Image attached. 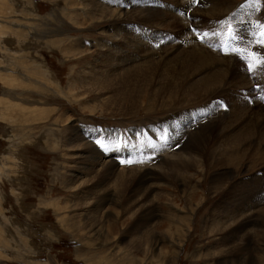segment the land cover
Instances as JSON below:
<instances>
[{"label": "rangeland", "instance_id": "rangeland-1", "mask_svg": "<svg viewBox=\"0 0 264 264\" xmlns=\"http://www.w3.org/2000/svg\"><path fill=\"white\" fill-rule=\"evenodd\" d=\"M86 1L74 0L68 6V0H0V264H243L247 255L240 259V255L231 250L234 244H230L229 249L216 243L223 237L216 229L224 228L228 221L235 224L238 218L242 217H230L227 208L225 218L222 214L224 208L220 214L213 211V207L218 206L220 200L219 205L223 207L237 204L235 198L225 197L223 200L215 193L214 182L224 177L222 187L225 188L230 183L243 179L244 174H248L246 171L241 172L242 168L230 171L224 163L217 161L219 155L229 156L230 153L237 154V151L250 155L259 152L263 158L259 159V166L263 167H258L257 164L258 169H254L249 165L254 169L250 170L253 173L256 170H264V139L255 142L251 147L249 143H239L238 147L232 140L226 142L230 135L240 133L243 126H247L249 122L264 123V71L249 72L248 62L238 59L247 75H242V79L240 74H236L228 81L229 94H234V97L244 94L243 99L250 111L248 118L243 116L242 120L237 121L230 117V103L226 96L222 97L225 93L223 84L217 95L220 102H213L217 101V111L222 107L223 113L226 112V127L212 125L204 131V127L215 122L205 119L201 121V135L189 137L186 133L184 138L179 137V142L175 139L177 136L167 130L183 118L182 131L186 127V120L189 122L188 126L192 122L194 106L191 101L194 99L187 93L188 82L193 74L189 62H195L194 64L200 67L201 74L196 81L206 74L202 66L204 64L197 54L192 53L188 58L185 56L193 51L186 46L190 39L189 33L196 38L198 48L209 51V54L213 53L220 60L230 55L241 58L240 52L229 51L230 33L227 28L222 27L230 23L234 33V24H253L251 21L257 10L259 18L256 17L255 20L263 19L264 0H250L253 4H249L250 6L247 0H238L236 3L228 1V6H225L222 0L220 4L224 6V10L213 17L208 12L202 13L204 10H211L214 0H209L210 5L204 8L197 0L96 1L103 3L112 14L119 11L128 14L129 19L134 17L137 11L153 15L149 21L135 26L134 22L124 26L125 20L122 25H117L113 19L105 20L104 17L97 20L93 16L91 21L88 11L86 12ZM124 2L129 4L126 9L122 6ZM187 5L189 13L184 8ZM231 7H234L233 11L229 12ZM194 12L201 16L194 20ZM183 19L191 25L189 29L187 26L183 27ZM179 20L182 22V29L176 24ZM223 20L229 23H224ZM197 22L200 25H196ZM209 24H218L216 26H221L222 29L213 30L208 39H200L197 33H204L203 27ZM123 26L133 27L134 31L129 36L133 37L134 43L130 45L138 43L141 49L133 51L135 53L125 52L120 62L117 58L119 54L109 53L112 54L116 69L105 68L106 64L100 62H107L106 59H109L106 50L113 47V42L109 41L112 35L118 34V28L129 32ZM249 34L247 38L252 39L253 35L250 37ZM56 41L61 42L62 46H56ZM121 41L127 47L123 39ZM102 44L108 46L101 47ZM254 44L249 41L248 47ZM66 47L79 53L67 56ZM257 49L264 51V44H258ZM156 59L164 63L163 67L176 68L178 79L169 87L162 86L164 90L162 89L161 95L157 97L152 96L159 86L161 88V84L165 85L166 82L162 80L167 81V77H156L148 89L140 88V98H137L139 100H136L133 111L118 110L119 98H114V91L111 94L107 90H101L99 86H93V82L86 84L84 81L93 77L91 71L107 69L118 70L119 74L123 72L121 76L124 78L132 73L128 67L133 65L137 67L134 68L135 73L144 74L149 72L146 66L149 67ZM184 60H187L186 65L183 64ZM217 65L223 64L219 61ZM254 73L257 78L253 77ZM38 76L42 77L46 81L44 83L52 90L37 91V87L42 88L36 83ZM135 77L141 78L142 75ZM119 84L116 87L121 88V83ZM50 98L55 100L51 101ZM212 100L199 104V112L206 109ZM32 108H37L40 113L32 112ZM212 113L200 114L199 119L207 118ZM34 116H39V121L34 123ZM68 127L79 130V134L90 132L89 134L96 136L94 141L101 147L98 151L99 155H104L101 156L104 163L116 161V168L109 173V180L101 190L99 187L89 192L91 185L96 181L97 172L101 174L106 171H96L94 168L98 165L90 164L89 159L87 163L82 161V146L74 148L64 142L61 130ZM194 129L191 127L190 131L193 132ZM80 141L82 142L81 139ZM209 148L214 150L213 160L207 158ZM194 159L198 162L196 167L192 166ZM203 160L208 163L207 169L203 167ZM245 160L248 162L250 159L245 157ZM244 164L245 162H241L240 165L233 166L243 167ZM86 167L89 171L82 169ZM227 171H230V175H222ZM122 172L127 177L126 187L114 184L116 175ZM143 174L147 175V179L146 183L141 184L140 178ZM138 179L136 187L135 181ZM114 187L111 201L104 205L102 214H97L98 218L102 219L105 213L112 222L108 224V228L104 227L107 231L103 230L101 233L102 239L93 241L88 237H96L95 225L86 218L83 220L84 225H78L77 222L82 220L86 210L92 208V203L99 200L96 198H101V192ZM245 195L242 196L243 199H247L248 195ZM145 196L149 197L146 204L142 201ZM261 205L259 201L254 205L255 208L253 207V211L256 209L259 213L255 220L258 218L260 223H254L248 228L251 233H254V230L264 233V215L260 213V210L264 211V201ZM63 218L79 226L77 233L87 231L85 236L79 238L77 233L68 231L61 222ZM137 227H140L141 233L133 232L136 234L127 235L128 230L135 231ZM145 234H149V241L146 239L147 242L142 248L136 245L127 246L128 241H134ZM169 240H175L173 243L178 244V247H172ZM241 248L251 250L250 258L257 262L256 264L260 263L264 253V241L252 237L249 245Z\"/></svg>", "mask_w": 264, "mask_h": 264}, {"label": "bare ground", "instance_id": "bare-ground-1", "mask_svg": "<svg viewBox=\"0 0 264 264\" xmlns=\"http://www.w3.org/2000/svg\"><path fill=\"white\" fill-rule=\"evenodd\" d=\"M72 1L74 0H68V6L70 4H72ZM98 0H87V10L86 12L88 11V14L90 15V18H91V21H93V16L96 17V19L98 20L99 18H111L113 19L114 21V24L116 23L117 25H122V23L124 22V20L126 21L124 26H127L128 24L126 23H129V22H134V26L135 25H140L142 24L143 21L147 22L149 21L148 19L150 18H153V15L152 14H149V13H145L144 12H140V11H137L136 15L132 18H128V14H125L123 13L122 11H119L118 13H114L112 14L109 10V8H107L106 6H103L104 4H100L98 2H96ZM102 1V0H101ZM100 1V2H101ZM105 1V0H104ZM174 1V0H173ZM199 1L200 5H202V7L204 8L206 5H210V1L209 0H197ZM237 2L238 0H224V4L225 6H228L226 5L227 2ZM249 2L248 5H253L251 3L250 0H247ZM89 2V3H88ZM216 2V3H215ZM220 2H222V0H214V3H213V6L211 8V10H204V12L202 14H204L205 12H208L210 15H212L211 17L215 16V15H218L220 12H222L224 10V6H222L220 4ZM125 3V2H124ZM179 3V2H178ZM230 3V4H231ZM254 4L256 3V1L253 2ZM176 4V3H175ZM249 5V6H250ZM122 6L126 9L127 6H129L128 3H125L123 4L122 3ZM191 7V6H190ZM200 7V6H199ZM252 7V6H251ZM86 8V7H85ZM185 9H187V13H189V5L185 6L184 7ZM209 8V7H208ZM234 7H231L230 10H228L229 12L233 11ZM74 10V9H73ZM137 10V9H136ZM135 10V12H136ZM255 10V9H254ZM75 11V10H74ZM132 11V10H131ZM227 11V12H228ZM258 11V10H257ZM255 12V16L253 15V19L251 22L252 23H245L244 25H238V24H234L235 26V29H234V34L235 36L237 37L236 39H232L231 38V34H229V38H228V43H229V51H233V52H236L234 51V49H246L247 51H240L241 53V58H238L237 56H235V58L237 57V60L238 59H241L243 61H247L248 63L251 62V55L253 53H257L259 55H262L264 56V51H260L258 48V43L256 42L259 37H260V33L262 31V27L261 26H264V18L261 19V20H255L256 17L259 18V15H257L258 12ZM151 12V11H150ZM199 12V11H198ZM246 12V11H245ZM73 13H77V12H73ZM159 13V12H158ZM157 13V14H158ZM195 13V16L193 15L194 17V20L198 17H200L201 15H196L197 13ZM264 13V12H263ZM77 15V14H75ZM192 15V14H191ZM221 15V14H220ZM246 15V14H245ZM250 15V14H249ZM252 15V14H251ZM79 16V15H77ZM208 16V15H207ZM164 17V16H163ZM209 17V16H208ZM249 17V16H247ZM79 18V17H78ZM217 18V17H216ZM223 18V17H222ZM220 18V19H222ZM230 18V17H229ZM245 20L246 18L243 17ZM251 18V17H250ZM180 19V18H179ZM208 19V18H207ZM219 19V18H217ZM77 20V19H76ZM211 20V19H210ZM112 21V20H111ZM151 21V20H150ZM153 21V20H152ZM187 20L183 19V27H186L187 26V29H189V24L186 22ZM204 21V19H203ZM219 21V20H218ZM109 22V21H108ZM107 22V23H108ZM144 22V23H145ZM216 22V21H215ZM224 22V20H223ZM155 23V22H154ZM182 22L179 20V22H176L177 26L179 28L182 29L181 27V24ZM221 23V22H220ZM60 24V23H59ZM112 24V23H111ZM147 24V23H146ZM196 24V23H195ZM222 24V23H221ZM110 25V23H109ZM174 25V24H173ZM196 25H200L199 22H197ZM218 25V24H216ZM214 24H209V25H206L204 28V31L202 32H207V33H211L213 32V30H219L221 28L216 26ZM220 25V24H219ZM223 25V24H222ZM113 26V25H112ZM123 26V27H124ZM150 26V25H149ZM193 26V25H192ZM229 27V24H225L222 28H227L228 29ZM39 28V27H38ZM115 28V27H114ZM126 29L129 30V32H125L123 29L121 28H118L117 29V32L118 34L116 36H113L114 34L112 35V39H110L109 41H112L113 42V47H108V50H106V56H108L109 59H106L107 57L105 56V59L107 60V62L103 61V62H100L102 64H106L105 68L109 67L110 68H114L116 67V65L113 64V60H112V54H119L117 56L118 58V62H120V60H122L124 58V53L125 52H128V53H135L133 51H137V50H140V44H134V46L130 45V44H133L134 41H133V37H130V33L133 30V27H124ZM172 28V27H171ZM221 28V29H222ZM41 31V29H40ZM184 31V30H183ZM224 31V30H223ZM114 32V31H113ZM221 33V32H220ZM224 33V32H223ZM248 33H250V37L251 35L252 36V39H248L247 38V35ZM187 34V33H186ZM223 35H227V34H223ZM41 36V35H40ZM104 36V35H103ZM108 36V35H107ZM163 36V35H162ZM169 36V35H168ZM189 36H190V39L189 41L187 42L186 46L187 48H191L193 49L192 52H190L189 54L187 53V55H185L187 58L189 56L192 55V53L197 54L200 58V60L202 61V63L204 65V69L206 71V74L204 75L203 78L199 79L198 81H196V79L198 78V76L201 74V71L199 70V68L194 64L192 63L191 61L189 62L190 64V67H191V71L193 72L192 74V78L190 79V81L188 82V90H187V93L189 94V97H191L192 99H194L193 101H191V104L192 106H194L193 108V112H192V115H193V118H192V122L190 123V126H188L189 122L188 120H186V127H184L183 131H182V128H183V123H184V118L181 120V121H176L174 124L175 125H170L171 129L167 130L168 132L170 133H173V136L176 135L177 137L175 138L176 141L178 140V142L180 141V138H184L185 137V134L188 133L191 137V136H198V135H201V121L202 120H212V121H215V122H211V124H208L206 127H204L202 130L206 131L210 128V126L212 125H215V126H225V124H227V122L224 124L225 122V118H226V112L225 114L223 113V109L222 107L220 108L219 107V110L217 111V105H216V102L220 99V97H218V93L220 91L219 88H221L224 84V87L223 90H224V94L222 95V97H225L226 96V99L228 101V103H230L229 105L231 106L229 111H230V117L233 119H237V121L239 120H242L243 116H246L248 118V115H250V111L249 109H247V103L246 101L243 99V95H238V97H234L232 94H229L228 91V81L230 78H233L236 74H240L242 79H244V77L242 75H247L246 73L243 72V69H242V66L239 64L240 61L236 60L234 57H231V56H234V55H230V57H226L222 60L218 59L216 55H214L213 53L209 54L210 52H205L203 51V49L200 47L198 48V43H196V38L193 37V35L191 33H189ZM255 36H258V37H255ZM52 37V36H51ZM120 38V40H118ZM206 39H208V36L205 37ZM204 38V39H205ZM261 38V37H260ZM100 39H103V38H100ZM121 39H123V41L127 44V47L124 46V44H122V41ZM195 40V41H193ZM249 41L250 42H254L255 44L254 45H250V47H248L249 45ZM101 43V42H100ZM136 43V42H135ZM56 46H62L61 45V42H57L55 43ZM103 45V44H102ZM121 45V46H120ZM260 45H263V44H260ZM105 46H108L107 44L101 46V47H105ZM124 46V49L122 48ZM120 47H121V50H120ZM141 47H144V46H141ZM252 47V49H250ZM106 48V47H105ZM111 48V49H110ZM162 48V47H161ZM262 48V46H261ZM63 49V47H62ZM123 49V50H122ZM129 49V50H127ZM174 49V48H173ZM190 49V50H191ZM127 50V51H126ZM259 51V52H258ZM151 52V51H150ZM160 52V51H159ZM65 53L68 54L67 56H73V55H76L78 54L79 52H77V50L75 49H71V48H68L66 47V50H65ZM109 53H112V54H109ZM105 54V53H104ZM179 54V53H178ZM183 54V53H182ZM186 54V53H185ZM209 54V56L206 57V55ZM156 55V54H155ZM137 56V55H136ZM158 56V55H157ZM179 56V55H178ZM101 57L104 58V55H102ZM145 57V56H144ZM153 57V55H152ZM169 57V56H168ZM182 57V56H181ZM100 58V57H99ZM83 58H80V60H82ZM147 59V58H146ZM167 59V58H166ZM186 59V58H184ZM194 59V58H193ZM192 59V60H193ZM97 60V59H96ZM136 60H138L136 58ZM141 60V59H140ZM168 60V59H167ZM195 60V59H194ZM100 61V60H99ZM124 61V60H123ZM181 61V60H180ZM186 61L187 60H184L183 61V64L186 65ZM219 61H221V63L223 64L222 67L221 65H217L219 64ZM135 62V61H134ZM170 62V61H169ZM182 62V61H181ZM180 62V63H181ZM133 63V62H132ZM173 63V62H172ZM171 63V64H172ZM123 64V62L121 63ZM134 64V63H133ZM136 64V63H135ZM138 64V63H137ZM176 64V63H175ZM164 63L162 62H158L157 59L154 63H151L149 67L146 66V69H148L147 73H144V74H140V73H135L136 70L134 68H137V67H133L130 66L128 67V69H130V72H132L131 74H128V75H123L124 78L121 76V74H119L118 70H114L116 68H114L113 70H110V71H91L90 74H93V77L91 78H87V79H83L84 81H86V84H89L90 82L92 83L93 82V86H99V88L101 90H107L109 91L111 94L112 92L114 93V98L118 97L119 100H118V107L120 109H127L129 111H133L135 108L134 106L137 104L136 100H139L137 98H140V96H138V93L139 91L141 90L140 88H143L144 90L149 86H152L153 85V81L156 77H167V81L165 80H162L165 85H162L161 84V88L159 86V89L156 93H154V96L152 97H157L159 95H161L162 93V89L164 90V87L171 85V83H175L177 81V73L175 72V69L173 67H163ZM178 65V64H177ZM138 66V65H137ZM180 66V65H178ZM183 66V65H182ZM215 66V67H213ZM216 66H219V68H217ZM241 66V67H240ZM140 68H144L143 65H139ZM188 67V66H187ZM97 68V67H96ZM182 68V67H181ZM185 68V66H184ZM203 68V67H202ZM124 69V68H123ZM127 69V68H126ZM127 69V70H128ZM121 71V70H119ZM185 71V70H184ZM190 71V70H189ZM126 72V71H124ZM128 72V71H127ZM260 70L259 68L255 71V73H259ZM161 73V74H160ZM202 73V74H203ZM254 73V74H255ZM179 74V73H178ZM187 74V73H186ZM253 74V75H254ZM141 78H138V77H135V76H141ZM133 77V78H132ZM159 77V78H160ZM246 77V76H245ZM254 78H257L256 74L253 76ZM165 79V78H164ZM37 80V79H36ZM31 81V80H30ZM35 82V81H34ZM44 82H46L45 80H43L42 77L38 76V81L36 82L37 84H40L42 86V88L40 87H37V91H39V89H41L42 91L43 90H49L51 89L49 85L45 84ZM121 83V88L120 87H116L117 84ZM109 85V86H107ZM120 85V84H119ZM34 86V85H32ZM102 86V87H100ZM107 86V87H106ZM164 86V87H162ZM261 86V85H260ZM53 88V87H52ZM174 88V87H173ZM55 89V88H54ZM52 90V89H51ZM50 90V91H51ZM56 90V89H55ZM99 90V89H98ZM167 91V90H166ZM104 92V91H103ZM126 92V93H125ZM173 92V91H172ZM179 92V91H178ZM47 94V93H46ZM153 94V93H152ZM186 94V93H185ZM249 94V93H248ZM141 95V94H139ZM211 96H215V97H211ZM250 97V96H249ZM248 97V98H249ZM51 101L55 100L53 98H50ZM201 99V100H200ZM209 99H213L207 106H206V109L202 110L199 112V110L197 109V107H199L198 105L201 104V103H204L206 102V100H209ZM217 100L215 103L213 101ZM113 101V99L111 100ZM129 101L127 104L126 102ZM200 103H198V102ZM106 102V101H105ZM122 102V103H121ZM197 102V103H196ZM213 102V103H212ZM220 102V101H218ZM114 103V101L112 102V104ZM130 104V105H128ZM246 104V105H245ZM117 105V104H116ZM161 106V105H159ZM180 106V105H179ZM125 107V108H124ZM229 107V106H228ZM158 108V107H157ZM162 108V107H161ZM226 108V107H225ZM261 108V107H260ZM137 109V107H136ZM32 112H39L37 111L38 109L37 108H32L30 109ZM46 110V109H45ZM44 110V111H45ZM138 110V109H137ZM149 110V109H148ZM157 110V109H156ZM155 110V111H156ZM28 111V110H27ZM26 111V112H27ZM43 111V112H44ZM145 111V110H144ZM31 112V113H32ZM42 112V114H43ZM122 112V111H121ZM147 112V111H145ZM150 112V111H149ZM171 112V111H170ZM210 112H213L209 117L207 118H200L199 119V115L200 114H208ZM30 113V112H29ZM40 113V112H39ZM37 113V114H39ZM128 113V112H127ZM135 113V112H133ZM152 113V112H151ZM166 113V112H165ZM36 114V113H35ZM178 114V113H177ZM254 114V113H253ZM264 114V113H263ZM127 115V114H126ZM171 115V113H170ZM214 116V117H213ZM39 117V116H38ZM37 116H34L33 118V121L35 123V121H39ZM42 117V116H40ZM210 117H213L211 119H208ZM199 119V120H198ZM231 120V119H230ZM153 122V121H152ZM234 123V121H232ZM238 123V122H237ZM243 123V122H242ZM231 125V124H230ZM233 125V124H232ZM236 125V124H235ZM239 125V124H238ZM147 126V125H146ZM234 126V125H233ZM33 127V126H32ZM36 127V126H35ZM77 127V126H76ZM145 127V126H144ZM182 127V128H181ZM191 127H194V131H190ZM226 127V126H225ZM143 128V127H142ZM174 128V129H173ZM212 128V127H211ZM231 128V127H230ZM229 128V129H230ZM33 129V128H31ZM221 129V128H220ZM219 129V130H220ZM226 129V128H225ZM228 129V128H227ZM231 131V129H230ZM222 132H223V129H222ZM61 133L63 134L62 136V139L64 140L65 143H68L70 144L71 146H73L74 148L76 147H79V146H82L83 147V156L81 155L80 158L82 159V161H84L85 163H87V160L88 162H90V164H97L98 167H95L94 169L96 171H106V173H101L99 174L97 172V175L95 176V183L93 185H91L89 192L90 191H93V190H97L99 187H100V190L102 189V186H106L105 183H107V180H109V173H111L112 171H114V167L116 168V161L114 160H110L108 163L105 162L104 163V159H102L101 156H104V155H99V151L98 149H100L101 147L98 146V144L94 141L95 140V137L96 136H93V134H89L90 132H88V134H79V130L72 128V127H68L67 129L66 128H62L61 130ZM204 133V132H203ZM229 134V132H228ZM217 135V134H216ZM224 135V134H223ZM69 136V137H68ZM218 136V135H217ZM222 136V135H221ZM226 136V135H225ZM228 137V136H227ZM203 138V137H202ZM222 138V137H221ZM232 138V139H231ZM80 139L82 140V142L80 141ZM218 139V138H217ZM264 139V123H260L259 121H255V122H249L247 124V126H243L242 130L240 133H237L235 135H230V137L226 140L227 143L230 142V140H232L233 144L234 145H239L240 144H243V143H249V147L251 146H254L255 145V142H258L259 140H263ZM174 140V139H173ZM190 140V138H189ZM199 141V140H198ZM205 141V140H204ZM217 141V140H216ZM186 142V141H185ZM261 142V141H260ZM221 143V141H220ZM240 143V144H239ZM82 144V145H80ZM176 144V143H175ZM203 144V142H202ZM207 144V143H206ZM217 144V143H215ZM218 144H219V141H218ZM217 144V145H218ZM174 145V144H172ZM196 145V144H195ZM220 145V144H219ZM227 145V144H226ZM66 146V145H65ZM194 146V145H193ZM204 146V145H203ZM213 146V145H212ZM211 146V147H212ZM223 146V144H222ZM219 147V146H218ZM217 147V148H218ZM248 147V146H247ZM175 148V147H173ZM192 148V147H191ZM205 148V147H203ZM222 148V147H221ZM262 148V146H261ZM187 149V148H186ZM215 149V148H214ZM226 149V148H225ZM206 150V149H204ZM245 150V149H244ZM262 150V149H261ZM181 151V150H180ZM183 151V150H182ZM208 151V150H207ZM216 151V150H215ZM220 151V149H219ZM218 151V152H219ZM202 152V151H201ZM239 151H237V154H233V153H230L229 156L228 154H225V155H219L218 156V159L217 161H219L221 164L224 163V166L228 167L231 170H238V169H241V172L243 171H246V173L248 174H244V178L241 179V180H238L234 183H230L227 187L223 188L222 187V178H218L215 182H214V190H215V193L219 194L222 199L225 198V197H232V198H235L237 204L236 205H226V207H223L222 205H219V201L218 202V206H215L213 207V211L217 214H220L222 213V208H224V213L223 214V218H225V210L227 208V211H228V214L230 217L232 218H235V217H242V218H238L239 220L235 223V224H231L228 222H226L224 225L225 227L224 228H220V229H216V231H220L221 234L220 235H223V237L221 239H219V241L217 240L216 243H219L221 246H227L229 248V245L230 244H234L233 247L231 248L232 251H235L238 255H240V259L247 255V258L244 260L243 264H256L255 261H253L250 257V251L251 250H247V249H242L241 247H244V246H248L249 245V241H250V238L252 237H257L259 239H261L262 241H264V233H262L261 231H257V230H254V233H251V231H248V228H251L254 223H257L256 225H259L258 223V218L255 220V216L259 213H257L256 209H255V212L253 211V207L254 205L257 203V202H261L262 205H263V201H264V170H260V172L258 170H256V172H252L250 169H252L250 166H252L254 169H258V167H263V166H259V161L261 160L262 158V155L261 153L259 152H255L253 153L252 155H250L249 153H238ZM243 152V150H242ZM178 153V152H177ZM208 153V152H207ZM203 155V154H202ZM205 155V154H204ZM207 155V154H206ZM216 155H217V152H216ZM178 156V155H177ZM206 157V156H204ZM213 157H214V150L209 148V155L207 156V158L210 160H213ZM245 157H248V159H250L248 162H246L247 160H245ZM109 158V156H108ZM151 158V157H150ZM190 158V157H189ZM179 159V158H178ZM260 159V160H259ZM97 160V162H96ZM206 160V159H205ZM207 160V162L209 161ZM216 159H214L215 161ZM263 160V158H262ZM107 161V160H106ZM147 161H150V160H147ZM204 161V160H203ZM126 162V161H125ZM211 162V161H210ZM218 162V163H219ZM241 162H245L244 166L243 167H235L233 165H237V164H241ZM263 164H264V161H262ZM107 163V165H106ZM203 163V167L207 169V164L206 161L202 162ZM143 164V163H142ZM217 164V163H216ZM257 164H258V167H257ZM119 165V164H118ZM198 165V162H197V159H194V161L192 162V166L196 167ZM250 165V166H249ZM214 166V165H213ZM217 167V166H216ZM83 170H88L89 169L86 167V168H82ZM92 169V168H91ZM252 169V170H254ZM128 170H130L128 168ZM211 170V169H210ZM228 170V169H227ZM150 171V170H149ZM229 171V172H230ZM228 172V171H227ZM224 172V174L222 173V175H225V176H228L230 175L229 172ZM171 174V173H170ZM220 174V172H219ZM168 176V175H167ZM236 176V175H235ZM137 177V176H136ZM140 177V175L138 176ZM126 175L124 174V172L122 173H118V175H116V179L114 181V184L116 185H122V186H125L126 187V183H127V180H126ZM236 178V177H235ZM141 184H144L146 183V179H147V175L143 174L141 176ZM137 182H139V179L137 181H135V185L137 187ZM216 183V185H215ZM112 187V186H111ZM88 188V187H87ZM230 188V189H229ZM115 187L114 188H107L105 189L103 192L101 191H97V193L101 192L103 195L101 196V198H96V199H99L97 200L95 203L93 202L92 203V208L88 209L85 211V213L83 214V218L82 220H78V225L79 224H83L84 225V222L83 220L86 218L87 220H90V223L91 224H94L96 229L97 228H100V230L96 231L95 229V234L94 236L96 237H88L89 239L95 241V240H98L99 238L102 239V232L103 230H106L104 229V227L108 228V224L110 222H112V219L109 218V216H105V213L102 215V219L98 216L97 214H102V210H103V207L104 205L108 204L109 201H111L110 199H112L111 195L114 193ZM136 190H138V188H136ZM122 191V190H121ZM88 193V192H87ZM120 193V192H119ZM245 193L248 195L247 199H243L242 196L245 195ZM189 195V194H188ZM246 196V195H245ZM111 197V198H110ZM148 196H145L144 199L142 200L144 204H146V201L148 200ZM84 199V198H83ZM230 199V198H229ZM80 200V199H79ZM224 200V199H223ZM231 200V199H230ZM83 201V200H82ZM140 201V200H139ZM234 201V200H233ZM149 202V201H148ZM155 202V201H154ZM232 202V201H231ZM192 203V202H191ZM221 203V202H220ZM251 205V206H250ZM261 205V206H262ZM249 207V208H245V207ZM258 206V205H257ZM147 208V207H145ZM255 208V207H254ZM144 210V209H143ZM177 210V209H176ZM178 211V210H177ZM251 211V212H250ZM252 211L254 212V214L252 213ZM151 212V211H150ZM179 212V211H178ZM260 213L262 214V216L264 215V211H261L260 210ZM91 217H90V216ZM211 216V215H210ZM214 216V215H213ZM79 217V216H78ZM106 217V220L107 222L105 223L106 220H104V218ZM174 217V216H173ZM97 218V219H96ZM78 219V218H77ZM76 219V220H77ZM145 220V219H144ZM151 220V219H150ZM224 220V219H223ZM147 221V220H146ZM61 222L63 224V226L70 232H75L77 233V230L79 229V226L75 223H71L70 220L66 219V218H63L61 219ZM75 222V221H74ZM175 223V222H174ZM177 223V222H176ZM180 223V222H179ZM219 222H217L218 224ZM215 224V225H217ZM147 225V224H145ZM149 225V223H148ZM210 225V224H209ZM91 226V225H90ZM222 226V225H221ZM146 227V226H145ZM212 227V226H211ZM173 228V226H172ZM219 228V227H218ZM86 229V228H85ZM84 229V230H85ZM179 229V228H178ZM83 231V230H82ZM107 231V230H106ZM113 231V230H112ZM168 231V230H167ZM166 231V233H167ZM257 231V232H255ZM87 231H84L83 233L80 234V232H78V237L81 238L82 236H85L84 233H86ZM133 232H136V233H141V229L140 227H137L135 229V231H132L131 232L128 230L126 233L127 235H133V234H136V233H133ZM171 232V231H170ZM185 232V231H184ZM148 233V232H147ZM164 234V233H162ZM244 234V235H243ZM149 235V234H148ZM148 235L145 234V236L143 237H140L138 239H135L134 241H128V244L127 246L130 247V246H139L140 248H142L148 240ZM168 235V234H166ZM173 236V235H172ZM178 236V235H177ZM176 236V237H177ZM245 236V237H244ZM169 237V236H168ZM244 237V238H243ZM151 238V237H150ZM167 238V237H166ZM174 238V237H173ZM170 237V239H173ZM107 238H105V243H106V240ZM147 239V241H146ZM176 239V238H175ZM223 240V241H222ZM170 241V240H169ZM175 241V240H173ZM173 241H170L172 243V247H178V244H174ZM178 241V240H177ZM83 242V241H81ZM239 242V243H238ZM215 243V242H214ZM153 244V243H152ZM85 245V244H84ZM87 246V244H86ZM232 246V245H231ZM263 246V245H262ZM133 248V247H132ZM229 248V249H230ZM127 249V248H126ZM129 249V248H128ZM224 249L226 250V248L224 247ZM234 249V250H233ZM151 250V249H150ZM129 251V250H128ZM228 251V250H227ZM230 251V250H229ZM231 251V252H232ZM264 251V249H263ZM234 253V252H233ZM232 254V253H230ZM228 255V254H227ZM155 258H158V257H155ZM228 258V257H227ZM229 259H231L229 257ZM236 261V260H235ZM239 261V260H238ZM230 262V261H229ZM227 264H231V263H227ZM259 264H264V253L261 255V261Z\"/></svg>", "mask_w": 264, "mask_h": 264}, {"label": "snow or ice", "instance_id": "snow-or-ice-1", "mask_svg": "<svg viewBox=\"0 0 264 264\" xmlns=\"http://www.w3.org/2000/svg\"><path fill=\"white\" fill-rule=\"evenodd\" d=\"M193 2H195V0H193ZM258 2V0H257ZM224 23H229V22H224ZM262 27V31L260 33V39H258L256 42L258 44H264V26ZM193 31H195V29H193ZM228 31L231 34V38L232 39H236L237 37L235 36L234 33H232V28L231 25L229 23V27H228ZM197 35L199 36L200 39H204L205 37H207L209 35V33L204 32V33H197ZM213 35H217L216 33H213ZM234 51H236L237 53H239L240 51H247L246 49H234ZM249 72H254L256 71L258 68L260 71H264V56L259 55L257 53H253L251 55V62L248 63L247 65Z\"/></svg>", "mask_w": 264, "mask_h": 264}]
</instances>
